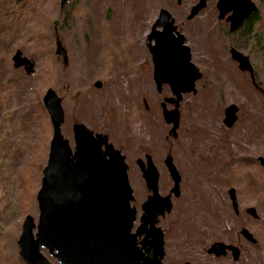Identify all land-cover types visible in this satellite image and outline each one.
Wrapping results in <instances>:
<instances>
[{
	"label": "rangeland",
	"instance_id": "1",
	"mask_svg": "<svg viewBox=\"0 0 264 264\" xmlns=\"http://www.w3.org/2000/svg\"><path fill=\"white\" fill-rule=\"evenodd\" d=\"M199 1L182 0L177 5L175 0H68L61 9L59 0H0V264H25L17 246L22 224L27 216L35 224L38 221L36 194L52 137L43 106L48 89L62 101L61 131L69 143L75 118L96 132L110 133L117 147H122L131 165L128 178L137 202L147 194L135 165L136 159H143V150L157 166L172 147L177 165L194 167V171L216 170L202 174L200 180L214 184L222 194L217 208L224 209V215L231 213L227 184L235 181L232 175L239 178L246 173L247 185L238 180L245 191L240 193L247 196L239 209L256 210L258 219L249 217V231L257 242L243 249L242 263L264 264V169L257 162L258 157L264 158V0H252L260 14L252 37L248 41L232 38L233 47L249 58L253 81L230 57L232 35L225 21L217 19V0H207L198 16L186 20ZM161 9L183 22L192 63L202 73L196 93L184 95L180 103L177 141L166 139L169 128L160 109L163 98L171 93L167 89L157 93L149 57L144 55L146 33ZM55 40L65 50L67 65L55 53ZM17 51L34 63V73L13 68ZM95 82L102 87L97 89ZM144 99L149 113L144 111ZM232 104L239 113L231 129L223 119L225 108ZM222 169L226 171L221 173ZM160 174L165 180L166 174ZM184 212L188 217L180 228L205 223L189 206ZM216 214L221 219L222 214ZM224 219L218 222L229 221ZM179 226L173 244L182 237ZM42 252L59 264L45 249ZM202 253V249H165L162 264H182V256L192 263L195 256L196 264L213 263Z\"/></svg>",
	"mask_w": 264,
	"mask_h": 264
},
{
	"label": "water",
	"instance_id": "2",
	"mask_svg": "<svg viewBox=\"0 0 264 264\" xmlns=\"http://www.w3.org/2000/svg\"><path fill=\"white\" fill-rule=\"evenodd\" d=\"M14 1L20 3L23 0ZM67 1L60 0L61 9ZM181 2L182 0H176L177 5ZM205 6L206 0H200L192 8L188 19L191 20ZM217 8L219 19L232 12L227 18V22L231 24V32L236 31L256 11L251 0H218ZM173 23L169 12L160 10L153 30L158 26L163 30L154 35L155 42L150 48L156 88L161 91L162 84H167L175 103L174 110H162L165 122L173 125L171 132H175L179 123L178 106L182 96L195 94V83L202 77L191 63V52L184 44V37L172 34ZM55 53L62 55L66 64V54L60 42L56 44ZM230 53L240 71L251 72L252 67L246 56L234 49ZM12 62L15 69L22 68L27 75L34 72V65L20 52L14 54ZM95 87H99V83ZM43 106L50 119L52 137L40 188L36 194L38 221L35 224L30 216L24 219L17 242L19 258L25 264H53L42 252L45 249L59 264H162V234L155 228L158 214L151 212V206L159 208L165 202L158 194V172L150 157H146V164L141 161L138 163L143 170L142 178L146 187L152 192V196L143 205L142 216V221L145 224L149 222L151 226L148 234L152 240L147 245L152 249H140L136 242L140 233L131 234L135 210L130 203L134 197L124 157L107 142L105 136L94 135L82 124L74 127L75 149L72 152L61 131L64 123L62 101L52 89L46 91ZM237 112L235 105L225 109V127L231 128L235 124ZM258 161L264 167V158H259ZM166 164L176 191L179 177L170 157L166 159ZM230 194L236 210L234 191H230ZM248 213L257 218L254 208H249ZM243 234L250 242H255L248 231ZM141 246L144 247L145 244L142 242ZM216 246L221 247L218 244ZM209 251L216 255L225 253L224 249Z\"/></svg>",
	"mask_w": 264,
	"mask_h": 264
},
{
	"label": "flooded vegetation",
	"instance_id": "3",
	"mask_svg": "<svg viewBox=\"0 0 264 264\" xmlns=\"http://www.w3.org/2000/svg\"><path fill=\"white\" fill-rule=\"evenodd\" d=\"M217 3H218V0L216 1V6H215L216 10L218 12L217 19L225 21V23L228 25L229 35H232L229 37V40L231 43V48L229 49V53H230V51L232 49L236 50L233 47V42H232L233 36H238L241 38V40L248 41L249 38L252 37V35H253L254 26L260 22V17H259L260 14L258 11V7L254 3L256 6V11L254 13H252L247 19H245L243 21L242 25L236 31L231 32L230 31V25L231 24L229 22H227V18L231 15L232 12L227 13L223 19H219V10L217 8ZM193 7L194 6H192L189 9V11H188L189 14H190ZM198 14L196 16H198ZM188 16L189 15H187L186 20L188 22H191L194 19V17L191 20H189ZM171 19L174 21V23H173L174 31L172 32V34L174 36H176L177 34L182 35L185 39L184 44H186L187 41H186L185 33L183 30H181V29H183V22L182 21L176 22V19L173 18L172 16H171ZM156 20H155V22H156ZM153 25L154 24H152V23L150 24L149 32L146 33L145 47H146L148 54L147 53L144 54L146 57H149V62H150V65L152 67V77H153V63H152V54H151L150 48L153 47L154 42H155L154 35L156 33L157 34L160 33L163 30V28L159 27V26L157 28H155V30H153ZM233 34H235V35H233ZM55 41L57 44L58 40H55ZM130 44H132V43H130ZM143 44H144V41H143ZM237 46L241 47L239 45H237ZM109 50H110V48L107 49L105 53H107ZM244 56H246V55H244ZM230 57H231V53H230ZM248 60H249V58H248ZM249 63H250V61H249ZM65 65H67V64H65ZM250 65H251V63H250ZM12 66H13V62H12ZM106 66H107V61H104L103 67L106 68ZM251 67H252V65H251ZM114 71H115V68L112 69V73H114ZM244 73L249 74V77L251 78V80L252 81L254 80L255 73H254L253 67H252L251 72L245 71ZM96 83H99V87H96V88L100 89V87H102V83L101 82H95L94 86ZM155 89H156L158 94H161L165 89H167L171 93L170 87L167 84H162L161 91H158L156 86H155ZM77 96L79 97V95H77ZM73 99L76 100L75 98H73ZM181 101H180V103H181ZM180 103L178 106V111L180 108ZM162 104H164V107H162ZM143 105H144V111L146 113H149V106H148V103L145 99L143 100ZM163 108H165L166 111H172L176 108L175 103L172 100V93H171V96L163 98L162 102L160 103V109H161L162 120H163L165 126L169 128L168 132H167L166 139H172L173 141H177L181 136L180 135V130H181L180 118H179V123L177 125V129L175 130V132H171L173 125L167 124L165 122V120L163 119V114H162ZM179 113H180V111H179ZM238 113H239V108H238ZM64 119H65V113H64ZM73 119L74 120L72 121L73 124L71 127V143H69V146H70V149L72 150V152L75 149V143H74V127H75V125L76 124H82L86 128H88L85 124L82 123L83 120H80L81 122H78V119H75V118H73ZM237 121H238V117H237L236 122ZM236 122H235V124H236ZM88 129L90 131H92L94 135L99 134V135L105 136L107 138V142L109 144H111L115 150L120 152V154L124 157L125 163L127 164V167H128L127 173H128V170H129L131 165H129L126 162L127 157L123 153L122 147H117V145H116L114 139L112 138L111 134L110 133L107 134L106 132H96L95 130H92L90 128H88ZM169 146H171V144ZM171 152H172V147L170 150H166V152L164 153V159L161 161V165H159V166L156 165V163L153 160V156L150 153H148L147 150H143L141 152V155H143V159L138 158L135 160V165L138 168L139 173L141 174V178H142L143 170L141 168V165L138 162L141 161L142 163L145 162L143 164H146V157L147 156L150 157L154 167L156 168V170L158 172V178H159L158 179V185H157L158 194L162 199H164L165 203H163L162 206L159 208H155V207L151 206V212H153L154 215L156 213L158 214V218H157L158 223L155 225V228L159 229L161 234H162L164 256H165V249H202L203 250L202 254L205 257L210 259V260H208V262L209 261L213 262V263H209V264H244V263H242V258L244 255L243 249H246L248 244L254 245L257 242L256 239L254 238L253 234L249 231V217H251L248 213L249 208L246 207L245 209H241V210L239 209V203H241L243 201H245V202L247 201V196L242 195V193H240V192H245L243 190L242 183L247 185V182H248L247 174L241 173L240 175H238V177L241 179L237 178V174L232 175V177L235 179V181L227 184V191H226L227 203H229V208L231 210V213L227 212L224 215L223 214L224 209L222 210V208L220 207V209L218 210V208H217V199L220 201L221 200L220 197L222 196V194L217 192V190L214 188V184H204L200 180L202 174L211 173V172L216 173V170L204 168V169H197L196 171H194L195 170L194 167L177 165L175 162V158ZM169 157L171 158L173 168L177 172L178 177H179V182H178V186H177L176 191H174L175 183L170 176V170L166 164V159ZM260 158H262V157H260ZM258 160H259V157L257 158V162L259 164ZM159 167H161L163 169V170H161V172L159 170ZM260 167H262V166L260 165ZM262 168L264 169V167H262ZM225 171H226V169H222L221 173H223ZM160 173L166 174L165 180H162ZM194 174H196V175H194ZM142 180H143V178H142ZM238 180H240L242 183H238ZM143 182H144V180H143ZM162 183H164V188L160 189ZM144 186H145L147 194L145 195V197L142 201L137 202V200L134 197V193L132 194V196L134 197V200L130 203V205L135 210V218H134V221L132 222L131 234L137 235V233H140L136 239V242L138 244V248H140V249H152V247L147 245V243L152 240V238L148 234V232L150 231V228H151L150 223L148 222L147 224H145L142 221V216L144 214L143 205H144V203L147 202L149 197L152 196V192H149V190L146 187L145 182H144ZM232 190L234 191V198H235V201L237 204L236 210L233 208V199H232V195L230 194V191H232ZM190 202H191V204H190ZM185 206H189L191 209H193L197 213V217L202 219L205 223L201 226L197 222V219L195 218L196 215L192 214V217L195 218L197 225H195V223H194L193 227L185 226L186 227L185 230L182 229L184 226H181V228H180V226H179V225H181L180 223L183 222L188 217V214L184 212ZM160 210L162 211V214H160ZM217 211H219V214H222L221 219H223L224 217H227V219H229V221H226L223 223V220H222L221 223H219L218 220H221V219H218V216L216 214ZM255 212H256V210H255ZM256 214H257V212H256ZM251 218L256 220V219H258V215H257V218H253V217H251ZM227 219H224V220H227ZM217 222H218V226H219V224H221L218 229H217ZM178 226L180 228V229L178 228L179 229L178 232H181L182 237H181L179 243L173 244L172 242L174 241V238H175L174 234L176 233L175 230L177 229ZM217 231L219 232V235H218L219 237L217 236ZM244 231H248L250 233V235L252 236V238L255 241L254 243L250 242L249 239L243 234ZM142 242L145 244L144 247L141 246ZM216 244L220 245L221 247L216 246ZM171 245H172V247H170ZM210 249H224L225 253L221 254V255H216V253L209 251ZM149 256H151V252L149 253ZM164 256H163L162 260L164 259ZM195 260H196L195 256H192L193 263L191 261H189L187 257L184 258L182 256V259L180 262H183L182 264H196Z\"/></svg>",
	"mask_w": 264,
	"mask_h": 264
},
{
	"label": "trees",
	"instance_id": "4",
	"mask_svg": "<svg viewBox=\"0 0 264 264\" xmlns=\"http://www.w3.org/2000/svg\"><path fill=\"white\" fill-rule=\"evenodd\" d=\"M250 23V22H249Z\"/></svg>",
	"mask_w": 264,
	"mask_h": 264
}]
</instances>
